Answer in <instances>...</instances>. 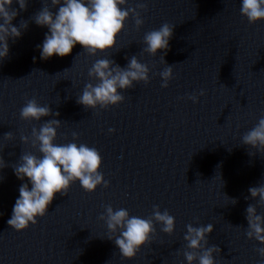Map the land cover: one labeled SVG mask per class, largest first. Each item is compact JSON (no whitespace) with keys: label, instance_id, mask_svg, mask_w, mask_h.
Returning <instances> with one entry per match:
<instances>
[{"label":"water","instance_id":"obj_1","mask_svg":"<svg viewBox=\"0 0 264 264\" xmlns=\"http://www.w3.org/2000/svg\"><path fill=\"white\" fill-rule=\"evenodd\" d=\"M44 2L29 0L27 10L13 5L19 10L13 24L26 20L29 26L0 60V156L6 162L0 169V264H187L189 223L215 225L209 245L221 249L217 264H259L256 249L264 245L246 236V209L257 204L249 188L264 185V153L243 145L242 137L264 116V21L250 24L241 0H130L147 4L145 23L138 30L130 17L115 49L92 56L77 44L66 57L44 60L37 45L49 30L32 19ZM164 23L175 26L167 54L144 52L145 33ZM134 55L150 67V83L122 90L124 102L108 109L77 103L86 84L96 83L89 75L96 60L126 66ZM161 55L174 68L167 88L159 75L167 67ZM202 89L199 103L188 99ZM31 98L60 115L23 120L20 109ZM49 119L62 121L56 143H86L101 152L110 186L89 193L76 182L67 195H56L38 223L17 231L8 220L25 181L13 165L23 152L41 155L21 137ZM9 132L13 140L5 137ZM109 204L144 218L159 205L175 216L176 231L164 233L157 222L152 241L128 260L100 219Z\"/></svg>","mask_w":264,"mask_h":264},{"label":"clouds","instance_id":"obj_2","mask_svg":"<svg viewBox=\"0 0 264 264\" xmlns=\"http://www.w3.org/2000/svg\"><path fill=\"white\" fill-rule=\"evenodd\" d=\"M17 3L20 9L27 10L29 0H0V60L10 54L9 41L22 37V29L29 26L26 20L21 21L20 26L13 24L19 15V10L13 7ZM147 7L146 3L133 5L130 0H45L41 10L32 17L38 26L49 30L42 44L37 45L40 56L44 60L57 55L63 58L72 54L77 44L92 56L115 49L130 17H135L138 30L142 28L145 23L142 12L147 11ZM240 13L250 24L264 21V0H241ZM174 27L164 23L145 33L143 51L152 56L163 51L166 55ZM161 56L164 60V55ZM164 62L167 67L159 75L163 78L162 87L167 88L174 78V68ZM150 72V67L135 55L129 58L126 66H120L113 59H98L89 69V75L96 83L86 84L77 103L92 109L119 105L125 100L122 90L134 88L138 82L150 83ZM205 94L202 89L198 94H189L188 99L199 103ZM53 115L59 116L60 113H53L50 106L42 105L37 98L27 99L20 109V116L26 121H40ZM61 126L59 119H49L39 128L34 127L31 137H21L23 143H31L41 155L23 152L20 162L13 165L15 175L25 181L19 188L20 194L8 220L17 231L27 230L38 223L39 218L48 214L56 195H67L76 182L89 193L96 192L100 186H110L102 172L103 157L97 148L86 143H56ZM109 131L114 133L116 129ZM73 136L79 138L78 133L74 132ZM5 137L14 139L12 132L6 133ZM242 144L264 153V116L243 135ZM4 167L6 162L0 156V169ZM248 191L251 198L264 207V185L250 187ZM227 199H231L232 204L238 202L236 198ZM257 204H249L246 209V236L264 245V214L258 211ZM100 219L107 224V238L114 240L122 256L128 260L135 259L152 241L157 222L169 235L175 233L177 223L175 216L167 209L161 211L159 205H154L152 215L144 218L131 215L127 208L116 209L109 204ZM214 229L215 225L211 223L187 225L184 235L187 244L183 252L187 264H217L216 254L221 249L209 245V236ZM256 251L262 258L259 264H264V247H258Z\"/></svg>","mask_w":264,"mask_h":264}]
</instances>
